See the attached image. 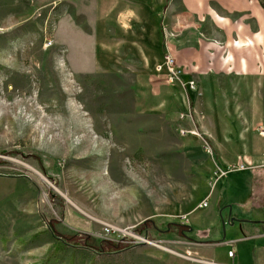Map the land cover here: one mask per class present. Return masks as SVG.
<instances>
[{
  "label": "rangeland",
  "instance_id": "1",
  "mask_svg": "<svg viewBox=\"0 0 264 264\" xmlns=\"http://www.w3.org/2000/svg\"><path fill=\"white\" fill-rule=\"evenodd\" d=\"M170 1L0 0V264H228L224 244L135 228L165 217L201 229L204 212L225 239L264 220V187L252 197L248 172L224 174L231 140L197 127L211 100L156 70ZM49 218L132 246L77 250Z\"/></svg>",
  "mask_w": 264,
  "mask_h": 264
},
{
  "label": "crops",
  "instance_id": "2",
  "mask_svg": "<svg viewBox=\"0 0 264 264\" xmlns=\"http://www.w3.org/2000/svg\"><path fill=\"white\" fill-rule=\"evenodd\" d=\"M165 18L166 41L162 27L159 32L165 53L175 56L184 81L195 80L194 91L211 100L206 110L194 109L197 127H204L218 147L226 143L224 137L231 140L237 158L224 174L248 172L253 197L264 187V7L260 0H171ZM239 164L244 168L231 169ZM203 213L197 215L206 221L205 228L195 227L198 238L224 244L219 258L264 264V220H241L243 234L234 230L223 239L217 214Z\"/></svg>",
  "mask_w": 264,
  "mask_h": 264
},
{
  "label": "trees",
  "instance_id": "3",
  "mask_svg": "<svg viewBox=\"0 0 264 264\" xmlns=\"http://www.w3.org/2000/svg\"><path fill=\"white\" fill-rule=\"evenodd\" d=\"M10 154L7 152L6 155ZM35 158H38L35 156ZM4 158L0 157V164L5 163ZM57 181L54 180V184ZM51 197L54 198V193H51ZM53 237L67 246H72L77 250H88L95 253L97 256L117 255L122 251L128 249L132 242L126 241V239H112V238H97L95 235L85 231H75L71 233H64L59 230L57 225L59 222L56 219H46ZM161 224V225H159ZM135 232L144 235L147 239L153 238V233L159 235L171 234L173 232L181 233L183 236L189 238L195 237L198 234L196 228L192 231L190 226L183 222L170 221L165 217L158 219L148 218L145 221L138 224L135 228ZM197 238V237H195ZM50 260V259H48Z\"/></svg>",
  "mask_w": 264,
  "mask_h": 264
},
{
  "label": "built area",
  "instance_id": "4",
  "mask_svg": "<svg viewBox=\"0 0 264 264\" xmlns=\"http://www.w3.org/2000/svg\"><path fill=\"white\" fill-rule=\"evenodd\" d=\"M156 70L159 73H166L168 75V78L171 82H176L178 85L183 87L184 89H196L197 88V82L195 80H191L189 82H185L183 79V70L179 67L177 60L175 56L171 53H166L164 56V59L157 64ZM244 168V164H239L238 166H232L231 169H242ZM202 206L208 205V202H203L201 204ZM234 249H231L229 251V255H234Z\"/></svg>",
  "mask_w": 264,
  "mask_h": 264
},
{
  "label": "water",
  "instance_id": "5",
  "mask_svg": "<svg viewBox=\"0 0 264 264\" xmlns=\"http://www.w3.org/2000/svg\"><path fill=\"white\" fill-rule=\"evenodd\" d=\"M234 221V219L232 220V222ZM224 228H225V226H224ZM190 230L192 231L193 230V228L192 227H190ZM224 237H225V233H224Z\"/></svg>",
  "mask_w": 264,
  "mask_h": 264
}]
</instances>
